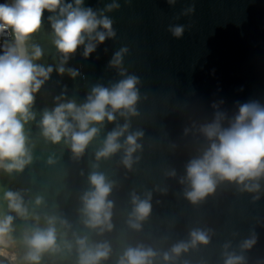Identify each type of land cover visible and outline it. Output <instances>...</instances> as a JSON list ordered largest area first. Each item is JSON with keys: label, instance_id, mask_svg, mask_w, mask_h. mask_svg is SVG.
<instances>
[{"label": "water", "instance_id": "95a60500", "mask_svg": "<svg viewBox=\"0 0 264 264\" xmlns=\"http://www.w3.org/2000/svg\"><path fill=\"white\" fill-rule=\"evenodd\" d=\"M64 3L74 5V0ZM112 3L119 7L107 11ZM83 7L107 16L115 32L97 44L89 57H84L81 46L62 64L50 23V17L59 18L58 10H45L40 30L26 44L29 55L33 46H39L42 56L34 63L53 71L34 94V119L24 126L31 164L20 173L0 170V217L13 218L14 240L4 249L6 257H0V264H26L23 236L37 224L46 227L47 217L70 225H56L61 246L65 232L73 245V234L87 237L90 243L107 242L111 254L100 264H118L127 248L139 245L158 253L153 264H165L163 254L180 242L190 243L194 230L207 233L208 244L190 247L169 264H225L228 255L242 257V264H264V178L256 182L258 191L252 192L220 182L214 193L196 204L185 197L189 184L180 182L186 181L188 162L209 146L201 128L214 120L217 111L226 113L227 126L240 105L250 101L264 105V0H175L172 4L168 0H84ZM175 26L184 28L180 38L169 30ZM122 48L127 52L120 65L111 66ZM70 69L78 74L72 77ZM128 76L139 80L137 114L116 113L113 123L92 125L99 131L79 159L63 140L52 144L43 137L40 124L46 110L69 101L80 106L94 86L110 88ZM125 123L129 128L119 140L122 145L129 134L143 133L131 170L122 163L123 148L110 158L96 159L108 133ZM94 171L114 185L108 197L113 202V227L102 234L85 227L81 213ZM173 171L175 176L170 175ZM7 191L21 193L29 210L27 219L9 210L4 199ZM149 192L151 213L135 230L128 224L132 193L145 199ZM37 198L42 199L39 206ZM253 238L251 248L242 247ZM40 264H78L75 247L71 254L45 253Z\"/></svg>", "mask_w": 264, "mask_h": 264}, {"label": "clouds", "instance_id": "9594fccd", "mask_svg": "<svg viewBox=\"0 0 264 264\" xmlns=\"http://www.w3.org/2000/svg\"><path fill=\"white\" fill-rule=\"evenodd\" d=\"M168 2L172 4L175 0ZM83 4L84 0H74V5L65 4L64 0H11L10 3L0 4V34L11 30L15 40V44L0 55V170L9 174L20 173L32 162L24 126L34 119L31 112L34 94L49 78L53 69L35 64L34 61L42 56V49L33 46L29 55L26 44L40 30L45 10L49 13L59 11V18L50 17V23L55 37L53 44L63 56L62 64L81 46L87 58L95 51L97 44H103L106 38L115 36L112 21L103 14L98 16L91 8L83 7ZM117 7L118 4L112 3L107 6V11ZM188 11L192 12L194 8ZM169 30L176 38H180L184 32L183 26ZM125 52L126 48L117 52L111 66H119ZM58 71L62 74L64 67H59ZM69 74L75 77L78 73L70 69ZM138 83L136 76H128L110 88L96 85L84 104L77 106L75 102L69 101L58 104L51 112L46 110L40 124L43 137L52 144H59L63 140L70 147L74 158L79 159L99 131L98 127L92 125L103 126L105 120L113 123L116 113L131 116L137 114L135 105L139 99ZM226 119V113L217 111L214 120L201 128V133L210 142L209 146L201 155L188 162L186 181H180L189 184L190 190L185 191V197L193 204L214 193L220 182L235 183L252 192L258 191L259 184L256 182L264 178V105L258 101L244 103L239 106L238 113L228 120L227 126L224 124ZM128 128L129 124L125 123L123 127L108 133L103 147L96 152L97 161L110 158L123 148L122 163L131 170L135 162L133 154L141 148L137 140L143 133L129 134L122 145L119 140ZM51 163L53 161L50 159ZM170 175L175 176V172ZM88 179L91 190L82 197L83 223L88 229L99 230L100 234L110 232L113 227V202L108 197L114 185L102 173L95 171ZM4 199L10 211L19 217L28 218L29 210L20 192L7 191ZM150 201V192L145 199L132 193L133 209L128 221L129 227L140 229L141 222L151 213ZM35 203L39 206L42 199L37 198ZM33 218L39 221V216ZM12 222L11 216L0 217V255L6 254L4 249L14 243ZM57 223L63 228H70L66 221L47 217L46 227L41 228L37 224L30 233L24 234L26 264H40L45 253L71 254L74 247L78 264H100L109 258L111 247L107 242L90 243L87 237L73 234V245L65 232L63 246L58 244ZM208 242L207 233L194 230L190 234V243L174 245L163 254V260L169 264L190 247L207 245ZM254 243L255 238L245 241L242 247L251 248ZM157 255L150 247H129L118 264H153ZM242 260V257L228 255L225 264H242Z\"/></svg>", "mask_w": 264, "mask_h": 264}, {"label": "built area", "instance_id": "2783aa9c", "mask_svg": "<svg viewBox=\"0 0 264 264\" xmlns=\"http://www.w3.org/2000/svg\"><path fill=\"white\" fill-rule=\"evenodd\" d=\"M11 0H0L2 3H10ZM15 44L14 36L11 33V30L6 31L3 34H0V55H3L7 49ZM0 257H6V254L0 255Z\"/></svg>", "mask_w": 264, "mask_h": 264}, {"label": "bare ground", "instance_id": "6f19581e", "mask_svg": "<svg viewBox=\"0 0 264 264\" xmlns=\"http://www.w3.org/2000/svg\"><path fill=\"white\" fill-rule=\"evenodd\" d=\"M4 252L6 253V251L4 250Z\"/></svg>", "mask_w": 264, "mask_h": 264}]
</instances>
